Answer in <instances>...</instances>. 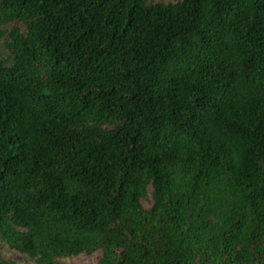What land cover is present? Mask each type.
<instances>
[{"label":"trees","instance_id":"trees-1","mask_svg":"<svg viewBox=\"0 0 264 264\" xmlns=\"http://www.w3.org/2000/svg\"><path fill=\"white\" fill-rule=\"evenodd\" d=\"M0 242L264 264V0H0Z\"/></svg>","mask_w":264,"mask_h":264},{"label":"rangeland","instance_id":"rangeland-1","mask_svg":"<svg viewBox=\"0 0 264 264\" xmlns=\"http://www.w3.org/2000/svg\"><path fill=\"white\" fill-rule=\"evenodd\" d=\"M175 1V0H174ZM5 247V245L3 243L0 242V250H3ZM6 250V249H5ZM5 256L7 258H11L14 259L18 262H25L27 264H34L32 262H26L25 259L20 256L19 254H17L16 252H7L5 253ZM97 260V255H90V256H75L72 257L70 259H66L65 262L67 264H94Z\"/></svg>","mask_w":264,"mask_h":264}]
</instances>
